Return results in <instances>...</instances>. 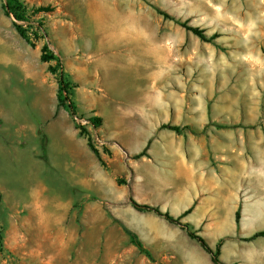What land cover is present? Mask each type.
Masks as SVG:
<instances>
[{"label": "rangeland", "instance_id": "rangeland-1", "mask_svg": "<svg viewBox=\"0 0 264 264\" xmlns=\"http://www.w3.org/2000/svg\"><path fill=\"white\" fill-rule=\"evenodd\" d=\"M20 1L28 20L17 22L30 43L0 0V264H185L166 244L155 253L146 247L149 258L124 229L135 232L136 212L145 211L132 200L162 211L170 199L183 203L154 190L178 176L179 160L217 169L237 189L217 198L222 225H198L192 214L184 222L213 249L224 234L220 264H264V237L245 239L264 229V0H136L144 30L135 46L153 54L141 48L130 54L134 44L112 38L99 46L91 21L81 30L79 17H53L58 0ZM63 40L102 51L86 64L91 85L75 93L70 79L75 114L56 95ZM43 45L54 55L46 62ZM76 124L86 129L83 135ZM191 244L206 264H215ZM228 244L246 247L253 261L231 262V246L222 252Z\"/></svg>", "mask_w": 264, "mask_h": 264}, {"label": "crops", "instance_id": "crops-1", "mask_svg": "<svg viewBox=\"0 0 264 264\" xmlns=\"http://www.w3.org/2000/svg\"><path fill=\"white\" fill-rule=\"evenodd\" d=\"M56 4L57 7L53 17H79L81 30H85L84 28L88 20L91 21L95 32L93 35L95 34V37L98 38L99 46L106 43L109 38H112L117 42L124 40L130 44H134L133 46H129L128 51L130 54L137 53V48L145 49L150 54H153L150 48L135 46L139 34L144 30L141 20L138 18L136 0H58ZM140 6H142L141 3ZM66 34V29H63L61 37H64ZM62 42L61 49H57V56L62 60V70L66 73L69 80L71 79L77 85L75 93H78L82 85H91L89 80L92 77L91 71L86 66L88 60L95 58L102 51L93 52L92 48L84 49L74 43V46H72L70 42L68 43L64 40ZM128 61L133 66H136L140 62L137 57H130ZM19 67L23 73L30 75L25 70L26 66L20 63ZM99 70V67L96 65L94 69L95 74H99ZM133 76L135 80L138 78L136 71H133ZM115 109L116 112H120L117 105ZM89 153L91 154V151ZM175 167L177 168L176 173L178 176H175V179L170 182L158 183L157 188L154 190H156V193L158 192V195H163L167 199L176 196L183 203L178 205L176 204L177 202L173 203V199H170L171 205L164 209L162 207L163 211H168L169 214L180 217L185 210L191 208L190 212L181 217L182 222L189 221L192 214L194 215V221L198 225L206 224V227L209 228H213L219 224L222 225L224 211L222 206L216 204L217 198L223 196L224 190L234 193L237 191L236 187L232 183L225 184L223 175H218L217 169H203L201 164L185 162L183 160H179ZM159 168L165 170V168ZM199 204H205V206L203 207V214L196 216L195 212L198 214L197 211L199 209L197 206ZM136 218L135 233L143 245L151 250L152 253L157 251V246L166 244L168 248H171L168 249L169 252L173 251V255H177L183 259L185 264L205 263L199 249H196L191 244V240L194 239L187 235L191 239L189 241L185 236V230L151 211H137ZM187 223L190 226V223ZM223 235H218L214 246ZM210 246L212 247V245ZM228 246H231V251L229 252L231 262L235 260L242 262L253 261L254 258L251 257L253 253L248 252L245 249L246 247L241 245H225L222 252ZM219 255V259L222 260L220 252ZM259 255H261L260 252H256L255 258H258Z\"/></svg>", "mask_w": 264, "mask_h": 264}, {"label": "trees", "instance_id": "trees-1", "mask_svg": "<svg viewBox=\"0 0 264 264\" xmlns=\"http://www.w3.org/2000/svg\"><path fill=\"white\" fill-rule=\"evenodd\" d=\"M4 13L6 15H12L14 17V20L12 21V24L15 28V30L18 32V34L25 39L28 43H30L29 35L27 34L26 29H24L23 25L18 23L17 21H25L28 20V18L25 15V9L22 5V2L20 0H5L4 4ZM157 11L160 14H163L165 18H169L172 20H175L174 17L169 15L168 13H165L164 11H161L160 9H157ZM177 23H179L181 26H183L185 29L191 31L193 34L197 35L199 38L203 40H209L211 37H207V35L204 33V30L197 27V26H191L186 24L185 22H178L175 20ZM54 55L47 53V46L43 45L41 48V54H40V60L41 61H49L50 59H53ZM48 70L52 73H56V67L49 65ZM58 88H57V100H58V105H67L69 110L71 111L72 114H75L76 111V106L73 101L69 98L70 95L73 93V88L75 85H72L70 80L68 79L66 73L61 69L58 72ZM90 122H94V118L89 119ZM236 126H242V125H236ZM76 127L79 128V133L83 135L84 131L86 130L83 126H79L76 124ZM163 127L169 128L171 130L176 131L177 133L180 131L179 127L177 125H163ZM87 144L89 148L93 151V153L96 155L98 158L100 164L104 167H106V163L101 159L98 150L95 148V145L93 144L91 138L88 136L87 138ZM145 155V149L142 150L141 152L137 153L135 155L136 158ZM133 206L138 209V210H145V211H151L154 212L157 215L163 216L167 221L170 223L178 225L181 229L185 230L187 232V235L197 241L199 245L210 255L211 261L215 264H220L221 261L219 259V252H220V242H218L213 249L207 242L206 240L197 233V231H194L190 228L189 224L187 222H182L180 218L190 212L191 208H188L183 212V214L180 217H173L170 215L168 212H163L160 210L158 206H153L149 204H142V203H137L136 201L132 200ZM235 218L236 222L239 220V212L236 211L235 213ZM125 231L128 233L130 236L131 242L143 253H145L149 258H151V254L148 251V249L143 245L141 240L138 238L135 232L130 230L127 227H124ZM257 237H264V229L255 231L252 235L249 237L245 238L246 240H252Z\"/></svg>", "mask_w": 264, "mask_h": 264}]
</instances>
